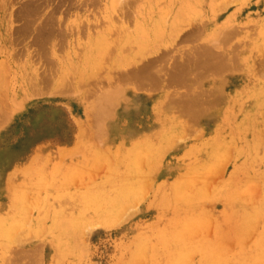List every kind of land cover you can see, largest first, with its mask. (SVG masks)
Returning a JSON list of instances; mask_svg holds the SVG:
<instances>
[{"label":"rangeland","instance_id":"obj_1","mask_svg":"<svg viewBox=\"0 0 264 264\" xmlns=\"http://www.w3.org/2000/svg\"><path fill=\"white\" fill-rule=\"evenodd\" d=\"M129 1L0 0V264H264V0Z\"/></svg>","mask_w":264,"mask_h":264},{"label":"bare ground","instance_id":"obj_2","mask_svg":"<svg viewBox=\"0 0 264 264\" xmlns=\"http://www.w3.org/2000/svg\"><path fill=\"white\" fill-rule=\"evenodd\" d=\"M123 1H124V0H122V2H123ZM125 1H126V0H125ZM128 1H129V0H128ZM129 2H130V1H129ZM129 2H128V3H129ZM131 2H132V1H131ZM117 3H119V1H117ZM126 3H127V2H126ZM135 4H136V3H135ZM124 7H125V6H124ZM120 8H121V10H122L123 6L120 7ZM120 8H119V9H120ZM125 9H126V8H125ZM123 10H124V9H123ZM124 11H125V10H124ZM121 12H122V11H121ZM123 13H124V12H123ZM123 13H122V14H123ZM128 15H129V14H128ZM104 22H105V21H104ZM165 24H166V23H165ZM45 30H46V29H45ZM118 31H119V30H118ZM40 32H41V31H40ZM43 37H44V36H43ZM39 38H40V37H39ZM44 38H45V37H44ZM117 39H118V38H117ZM42 40H43V39H42ZM116 46H117V45H116ZM164 50H165V49H164ZM170 50H171V49H170ZM196 51H197V50H196ZM207 52H208V51H207ZM210 52L213 53L214 51L210 50ZM216 52H217V51H216ZM159 53H160V52H159ZM197 53H199V50L197 51ZM208 53H209V52H208ZM219 53L221 54V52H219ZM169 54H170V53H169ZM200 54H201V53H200ZM200 54H199V55H200ZM226 54H227V53H226ZM164 55H165V54H164ZM177 56H178V55H177ZM215 56H216V55H215ZM219 56H220V55H219ZM226 56H227V55H226ZM166 57H167V56H166ZM170 57H171V56H170ZM192 57H193V55H192ZM234 57H235V56H234ZM189 58H190V57H189ZM209 58H210V57H209ZM217 58H218V59H217ZM220 58H221V56H220ZM222 58H223V60H224L223 53H222ZM222 58L219 60V57L217 56L216 58H213V61L211 60L212 58H211L210 60H211V62L213 63L215 59H217V61H215V62L222 61ZM157 59H158V58H157ZM169 59H170V58H169ZM234 59H235V58H234ZM148 60H149V59H148ZM148 60H146V61H148ZM149 61H150V60H149ZM174 61H176V60H174ZM191 61H192V60H191ZM153 62H154V61H153ZM163 62H164V61H163ZM201 62H202V61H201ZM206 62H207V61H206ZM211 62H210V63L207 62V63L211 66ZM215 62H214V63H215ZM224 62H225V61H224ZM226 62H227V61H226ZM236 62H237V61H236ZM146 63H147V62H146ZM203 63H204V62H203ZM203 63H202V64H203ZM207 63H206V64H207ZM221 63H222V62H221ZM148 64H151V63H148ZM154 64L156 65L157 63L154 62ZM154 64H153V65H154ZM182 64H183V63H182ZM182 64H181V65H182ZM185 64H186V62H185ZM185 64H184V65H185ZM187 64H188V63H187ZM206 64H203V65L207 67ZM230 64H231V63H230ZM233 64H234V63H233ZM146 65H147V64H146ZM216 65L219 66L218 64H212L213 67L216 66ZM225 65L228 66V67L226 68ZM225 65H224V67H225L226 70H227L230 66L227 65V64H225ZM138 66H139V65H138ZM212 66H211V67H212ZM234 66H235V64H234ZM136 67H137V66H136ZM140 67H141V66H140ZM180 67H181V66H180ZM206 67H205V68H206ZM219 67L221 68V66H219ZM224 67L222 66V68H224ZM231 67H232V66H231ZM231 67H230V68H231ZM137 68H138V67H137ZM151 68H152V67H151ZM215 68H217V67H214L213 69L215 70ZM222 68H221V69H222ZM235 68H236V67H235ZM146 69H147V68H146ZM187 69H188V68H187ZM221 69H217V70H218V71L220 70L222 74L226 72V70H224V69L221 70ZM133 70H134V69H133ZM139 70H140V68H139ZM189 70H190V69H189ZM217 70H216V71H217ZM229 70H230V69H229ZM135 71H136V69H135ZM135 71H134L133 73H135ZM141 71H142V70H141ZM211 71H213V70H208L207 73H210ZM216 71H215L214 73H216ZM224 71H225V72H224ZM130 72H131V71H130ZM142 72H143V71H142ZM150 72H151V71L149 70V73H150ZM136 73H137V72H136ZM179 73H180V72H179ZM186 73H187V72H186ZM207 73H205V74H207ZM217 73H218V72H217ZM219 73H220V72H219ZM129 74H130V73H129ZM129 74H128V75H129ZM145 74H146V72H145ZM151 74H152V73H151ZM177 74H178V73H177ZM212 74H213V73H212ZM222 74H221V75H222ZM133 75H135V74H133ZM133 75H132V76H133ZM142 75H143V74H140V71H139V73H138V77L140 78V76L142 77ZM146 75H147V74H146ZM187 75H188V74H187ZM217 75H218V74H217ZM132 76H131V77H132ZM157 76H158V75H157ZM211 76H212V75H211ZM219 76H220V75H219ZM133 77H134V76H133ZM143 77H144V76H143ZM146 77H147V76H146ZM151 77H152V76H150L149 78H147V80H149ZM153 77H154V76H153ZM206 77H207V76H206ZM158 79H159V78H158ZM145 80H146V79H145ZM150 80H154V78H153V79L151 78ZM184 80H185V79H184ZM155 81H156V80H155ZM141 82H142V81H141ZM141 82H140V83H141ZM144 82H145V81H144ZM144 82H143V83H144ZM150 82H153V81H150ZM150 82L148 81V83H150ZM136 83H137V82H136ZM145 83L148 84L147 82H145ZM157 83H158V82H157ZM150 84H151V83H150ZM150 84H148V85H150ZM152 84H153V83H152ZM154 84H155V83H154ZM154 84H153V85H154ZM160 85H161V84H160ZM142 86H143V84H142ZM150 86H152V85H150ZM154 86H155V85H154ZM154 86H152V87H154ZM144 87H145V85H144ZM146 87H147V86H146ZM146 87H145V88H146ZM146 89H147V88H146ZM151 90H152V89H151ZM215 93H216V92H215ZM230 148H231V147H230ZM229 157H231V156H229ZM223 165H224V164H223ZM227 165H228V164H227ZM213 170H214V169H213ZM213 170H212V171H213ZM212 173H213V172H212ZM223 173H224V172H223ZM221 175H222V174H221ZM214 183H215V182H214ZM209 186H210V185H209ZM125 218H126V217H125ZM119 219H120V217H119ZM121 220H122V221H121L122 223L125 222V221H123L124 219H121ZM100 222H101V221H100ZM100 222H99V223H100ZM102 222H103V221H102ZM118 222H119V221H118ZM109 224H110V223H109ZM99 225H101V223H100ZM111 225H112V224H111ZM113 226H114V225H113ZM110 227H111V226H110ZM212 229H213V228H212ZM250 234H251V233H250ZM250 234H249V235H250ZM222 244H223V243H222ZM232 245H233V244H232ZM197 246H199V245H197ZM221 249H222V245H221ZM214 251H215V250H214ZM239 252H240V251H239ZM234 259H238V261H237V262L235 261V262H233V263H231V264H249L250 261H251L250 259L245 260V259H247V258H245V255H242V254H240L239 257H234ZM182 261H183V260H182ZM202 261H203V260H202ZM184 262H185V261H184ZM183 264H185V263H183ZM188 264H189V263H188ZM220 264H226V263L221 262ZM257 264H258V263H257Z\"/></svg>","mask_w":264,"mask_h":264}]
</instances>
